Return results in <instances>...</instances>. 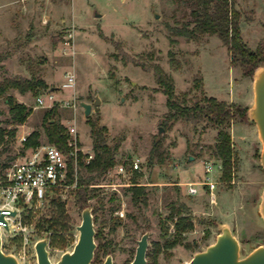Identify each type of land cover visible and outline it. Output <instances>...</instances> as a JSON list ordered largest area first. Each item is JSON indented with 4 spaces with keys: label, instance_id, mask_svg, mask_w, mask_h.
Masks as SVG:
<instances>
[{
    "label": "rangeland",
    "instance_id": "rangeland-1",
    "mask_svg": "<svg viewBox=\"0 0 264 264\" xmlns=\"http://www.w3.org/2000/svg\"><path fill=\"white\" fill-rule=\"evenodd\" d=\"M233 1L241 14L242 38L255 49L264 40V0ZM184 12L189 13V7L180 0H0V80L40 77L46 83L36 94L8 91L31 114L16 126L8 149L0 146V163L5 168L13 161L8 157H20L23 146L18 136L24 131L38 130L40 141L48 142L42 122L45 111L53 107L65 131L74 126L80 147L90 149L92 157L91 122L103 128V137L114 149V165L98 177L91 174L92 196L83 208L75 200L76 176L40 204L21 211L26 230L3 236L2 242L4 252L15 256L18 264H38L34 245L43 238L52 263L72 251L86 207L95 233L101 232L96 246L99 240L104 244L99 260L91 264H103L107 255L112 264H130L137 241L146 232V263L152 264L187 263L215 241L223 226L239 241L240 257L264 244V220L259 214L264 189L262 143L248 114L254 103L255 72L264 62L245 75L231 66L216 36L204 34L197 40L173 36L171 29L180 26ZM123 53L144 66L124 63ZM154 63L173 78L178 98L187 94L188 104L204 94L247 107L246 119L237 118L228 127L237 161L231 180L221 179L220 160L212 153L214 127L205 120L166 121V95L149 69ZM68 73L75 77L74 89L61 88ZM201 76L202 86L197 87ZM50 91L60 103L73 98L91 103L90 114L59 104L36 108L35 97ZM94 95L101 100L98 106L93 105ZM8 118V106L0 97V125L10 129ZM157 140L162 163L150 160ZM134 159L140 171H130ZM207 163H212L210 173L205 172ZM121 165L124 174H118ZM82 175L88 174L82 170ZM207 180L216 182L214 201L208 188L199 185ZM188 183L197 184L195 195L187 193ZM132 186L145 188V204L132 200ZM172 205L185 207L180 217L188 218L192 228L181 233L182 243L166 247L176 233L178 216L168 219Z\"/></svg>",
    "mask_w": 264,
    "mask_h": 264
},
{
    "label": "trees",
    "instance_id": "trees-1",
    "mask_svg": "<svg viewBox=\"0 0 264 264\" xmlns=\"http://www.w3.org/2000/svg\"><path fill=\"white\" fill-rule=\"evenodd\" d=\"M180 1L189 7V13L184 12L181 17L180 26L171 29L173 36L184 37L186 40H197L200 35L204 34L216 36L222 45L225 46L231 66L239 67L245 75H251L264 62V40L255 49H251L243 40L239 24L241 14L235 8L233 0ZM187 17H189V20H186ZM118 49L121 50L119 45ZM122 60L124 63L132 62L135 65L144 66L143 63L125 53H123ZM149 69L153 71L156 82L162 87V91L166 95V106L168 108V119L166 121L183 120L198 123L205 120L217 130L212 153L217 160H220L221 179L225 181L231 180L237 161L228 127L237 118L241 120L246 119L247 107L217 100L214 97H207L203 94V91H201L203 95L200 99L195 100L192 104H188L186 93L183 94L182 98L176 96L173 78L165 73L160 65L156 63L151 64ZM195 85L197 87L202 86V76L196 79ZM43 87H46V83L40 77L27 78L15 76L0 80V97H4L8 106L9 118L6 120V123L12 125L10 129L0 125V146H3L2 150H7L9 144L14 141L17 133L16 126L23 124L31 114V109L25 104L18 102L12 95L7 94L8 91L14 89L20 94L26 92L36 94ZM165 124L167 123L165 122ZM90 126L94 154L92 159L87 163L84 162V156L79 154L76 170L75 200L82 208L87 205V200L92 196V189H88V185L93 178L91 174H95L98 177L105 174L114 165V149L107 144L103 137V128L98 127L94 122H91ZM42 127L47 141L64 151L66 149L67 135L65 134L64 126L58 118L56 107L45 111ZM40 136V131H32L23 143L21 152L29 147L38 145ZM16 157L10 156L8 159L13 160ZM154 158H157L160 163L163 162L160 140L154 143L151 150L150 160ZM3 168V164L0 163V174ZM82 170L88 174L86 177L82 175ZM67 180L68 182H73L74 180L73 169L70 166ZM129 190L132 191L131 196L135 203L137 201L143 204L146 203L147 197L143 186H132ZM183 209H185L183 205L178 208H175L173 205L171 206V214L168 219L172 220L175 216H178V218L174 225L176 230L175 236L172 240L165 242L166 247L182 243L184 237H182L181 233L192 228V224L188 218L180 217ZM165 231H167V228H165ZM100 236V231L95 233L94 240H98ZM103 246L104 244L99 240L92 262L99 260ZM186 246L189 248V244H186Z\"/></svg>",
    "mask_w": 264,
    "mask_h": 264
},
{
    "label": "built area",
    "instance_id": "built-area-1",
    "mask_svg": "<svg viewBox=\"0 0 264 264\" xmlns=\"http://www.w3.org/2000/svg\"><path fill=\"white\" fill-rule=\"evenodd\" d=\"M75 77L72 73L65 76V81L61 84L63 89H74ZM79 101L75 98L60 103L53 92L38 94L35 97L36 108H50L59 104L63 108L77 109ZM30 133L22 132L18 140L23 143ZM65 134L67 135L66 149L60 150L49 142H41L33 147L24 150L20 157L13 159L0 174V212L4 220L0 221L1 250H3V236L9 237L15 232L25 231L20 221L21 211L24 208L40 204L55 189L68 185L67 175L69 166L73 169V177H76L77 162L79 154L84 156V161L89 162L92 159L90 149H82L79 144L77 132L74 126H68ZM221 170V164L217 165ZM140 164L136 159L131 161L130 171H140ZM125 167L119 166L118 174H124ZM212 171V163H207L205 172ZM76 185V184H72ZM197 184L188 183L187 193L195 195L197 193ZM199 185L208 188L214 201L213 190L216 182L207 180ZM16 211L15 216L11 215ZM8 226V231L5 229ZM5 253V252H4ZM6 254V253H5Z\"/></svg>",
    "mask_w": 264,
    "mask_h": 264
},
{
    "label": "water",
    "instance_id": "water-1",
    "mask_svg": "<svg viewBox=\"0 0 264 264\" xmlns=\"http://www.w3.org/2000/svg\"><path fill=\"white\" fill-rule=\"evenodd\" d=\"M155 16H157L155 14ZM254 103L248 114L255 123L258 135L262 143L260 154V163L264 169V63L258 67L255 72L253 82ZM101 100L98 95L93 96V105L98 106ZM79 106L83 109L85 116L89 115L92 110V104L86 101H79ZM159 129V133L162 132ZM192 157H189L191 160ZM259 214L264 220V189L261 196ZM16 211L11 215L15 216ZM4 220L0 212V221ZM8 231V226L5 225ZM79 237L70 252L61 255L58 261L52 263L48 256L47 240L45 238L38 240L35 245V253L38 264H91L96 243L94 240L95 230L93 216L89 207L81 212V223L77 226ZM148 232L144 233L140 240L137 241L135 255L130 264H146V251L148 246ZM0 264H18L13 255L5 254L1 250L0 234ZM103 264H112V257L107 255ZM185 264H264V244L253 249L249 254L240 257V244L233 235L229 227L223 226L221 232L216 236L213 243L208 245L204 250L195 253L192 258Z\"/></svg>",
    "mask_w": 264,
    "mask_h": 264
}]
</instances>
